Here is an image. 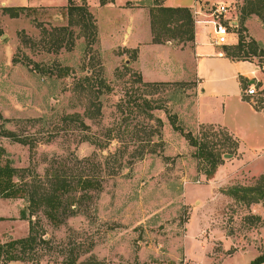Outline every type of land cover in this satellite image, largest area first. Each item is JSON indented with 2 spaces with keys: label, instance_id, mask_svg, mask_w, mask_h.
Returning a JSON list of instances; mask_svg holds the SVG:
<instances>
[{
  "label": "rangeland",
  "instance_id": "1",
  "mask_svg": "<svg viewBox=\"0 0 264 264\" xmlns=\"http://www.w3.org/2000/svg\"><path fill=\"white\" fill-rule=\"evenodd\" d=\"M119 1L147 8L151 21L155 14L156 43L176 49L156 59L190 67L193 39L183 13L151 14L157 7L153 0ZM223 1L235 6L232 17L239 27L231 44L216 47L226 54L242 37L243 51L235 59L263 69L264 20L245 12L249 0ZM71 4H85L92 13L94 41L77 15L72 23ZM103 5L101 0H0L2 163L26 169L20 174L28 190L41 189L46 174L55 171L101 182L100 190L75 189L59 221L42 208L31 214L27 195L0 198V243L28 237L31 219L37 236L23 253L5 246L0 264H221L240 249L222 264H250L257 256L254 248L264 251V214L258 213L264 202H238L226 190L258 184L264 174L254 171L261 161L242 160L237 138L226 127L198 121L201 104L192 78L145 81L139 49H114L107 39V19L115 12L99 8ZM8 6L28 9L12 17L3 10ZM139 10L123 11L116 19L141 29L145 20ZM210 35V30L203 35L206 42ZM154 51L147 49L146 61ZM257 89L252 103L264 112V85ZM7 131L27 143L4 136ZM189 134L207 145L205 159ZM212 159L218 166L208 177ZM13 254L23 259L9 260Z\"/></svg>",
  "mask_w": 264,
  "mask_h": 264
},
{
  "label": "crops",
  "instance_id": "2",
  "mask_svg": "<svg viewBox=\"0 0 264 264\" xmlns=\"http://www.w3.org/2000/svg\"><path fill=\"white\" fill-rule=\"evenodd\" d=\"M220 1L223 0L217 2ZM124 2L115 0V2L112 1L99 7L114 9L111 11L115 12L107 19L109 28L107 39L112 48H121L122 50L139 49L138 69L141 71L145 81L173 82L186 81L192 78L196 82L197 97L201 104V108L197 110L196 114L198 121L202 123H217L229 129L240 145V158L246 161L250 160L253 163L261 161L260 170L256 172L253 169V171L258 175L264 174V112L255 107L252 103L253 96L246 93V89L250 84H255L257 88L264 85V68L262 69L255 62L248 60L232 59L210 41L206 42L203 35L209 30L211 31V27L204 23H196L194 27L193 47L189 53L190 67L187 68L184 62L178 66V62H174L173 65H168L165 62L163 64V60L156 59L157 54L164 53L165 56H168V52L171 54L176 52V49L170 45H160L154 42L149 10L147 8L123 6ZM137 2L140 1L138 0ZM215 3L209 0H196L193 5H171L169 0H165L163 5L168 7H187L190 10L196 8L207 10L208 7L204 8L205 6ZM130 9H140L143 12L145 21L141 29L134 26L130 21L122 23L116 19L119 18L123 11ZM257 25L260 24L258 23ZM142 31L144 34L140 36L138 32L141 33ZM147 49H155L152 53H156L155 57L149 61L144 58ZM243 82L247 84L246 87H243ZM258 213L259 215L264 214V209H258ZM254 249L258 256L261 251ZM240 251L244 250H236L232 256ZM260 264H264V262Z\"/></svg>",
  "mask_w": 264,
  "mask_h": 264
},
{
  "label": "trees",
  "instance_id": "3",
  "mask_svg": "<svg viewBox=\"0 0 264 264\" xmlns=\"http://www.w3.org/2000/svg\"><path fill=\"white\" fill-rule=\"evenodd\" d=\"M102 4L112 2L114 0H101ZM156 9L151 10L152 13L159 12H169V13H183V21L185 24L190 26L191 39L194 37L193 29V18L190 8L187 7H168L164 6L165 0H153ZM28 7L24 6H8L3 8V10L12 17H18L21 13H24ZM245 12L255 13L264 20V0H257L253 2L249 0L247 6H245ZM68 13L71 17L72 23L75 22V15H77L78 23H85V25L90 29V37L94 41L97 36V28L94 21L92 13L89 11L88 7L84 5H74L71 4L68 7ZM155 14L151 21L152 31L154 34V41L160 42V37L157 33V27L155 24ZM64 29V28H63ZM244 40L240 37L239 43L233 51H229L226 55L232 59L238 58L243 51ZM58 47H61V43L58 44ZM74 116H68L69 119H73ZM0 118L2 115L0 114ZM77 120V119H76ZM4 136L16 137L14 132L7 131ZM22 143H27L25 140L16 137L14 138ZM191 145L198 148L197 155L200 158L207 156V145L205 143L199 142V140L193 137L191 134L188 135ZM5 153V149L0 147V198H22L23 195H27L29 199V207L32 210L31 214L35 211H38L40 208L43 209L46 216L54 221H59L60 212L64 207V201L70 199L73 191L75 189L81 188L82 190L88 189H101V182L93 176H88L84 174L83 176H67L64 173L48 172L46 174V185L41 189H31L28 190L26 187L29 185L28 182H25V175L20 174L25 172L26 169H19L11 165L8 161L2 163V155ZM211 170L208 171V177L213 176L218 162L215 159L211 160ZM18 178L20 182L17 181ZM72 178H75L72 180ZM77 178V180H76ZM226 193L229 194L235 201L246 202L247 204L264 202V176H261L260 182L256 185H244V184H235L226 190ZM75 200H71V203ZM73 204V203H72ZM21 217L26 218L25 210H22ZM256 217V216H255ZM259 219L260 217L257 216ZM30 234L26 238L12 240L11 242L5 244L8 248H21L22 253L27 250V248L34 244L37 240L36 231H35V222L30 220ZM4 244L0 243V259L3 257L5 252ZM9 260H19L23 259L22 256L13 254L8 256ZM264 262V251L255 257L250 264H260Z\"/></svg>",
  "mask_w": 264,
  "mask_h": 264
},
{
  "label": "built area",
  "instance_id": "4",
  "mask_svg": "<svg viewBox=\"0 0 264 264\" xmlns=\"http://www.w3.org/2000/svg\"><path fill=\"white\" fill-rule=\"evenodd\" d=\"M233 13H236L235 6L225 1L216 2L207 10L195 9L193 12L195 23H204L211 27L210 42L214 45H228L235 39L239 22L232 17ZM257 92L255 84H250L246 89L250 96L256 95Z\"/></svg>",
  "mask_w": 264,
  "mask_h": 264
},
{
  "label": "water",
  "instance_id": "5",
  "mask_svg": "<svg viewBox=\"0 0 264 264\" xmlns=\"http://www.w3.org/2000/svg\"><path fill=\"white\" fill-rule=\"evenodd\" d=\"M227 155V154H226Z\"/></svg>",
  "mask_w": 264,
  "mask_h": 264
}]
</instances>
